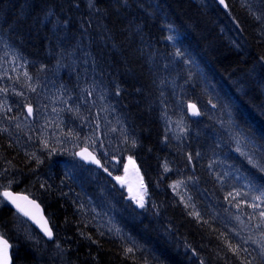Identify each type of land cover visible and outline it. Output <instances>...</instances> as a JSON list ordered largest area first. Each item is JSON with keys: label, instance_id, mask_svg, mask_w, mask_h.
<instances>
[{"label": "trees", "instance_id": "1", "mask_svg": "<svg viewBox=\"0 0 264 264\" xmlns=\"http://www.w3.org/2000/svg\"><path fill=\"white\" fill-rule=\"evenodd\" d=\"M106 1L92 0L95 6L90 7L92 20L89 25L82 27L70 23L64 38L59 25L67 24L64 18L68 14L80 13L85 4L89 7L84 0H0V38L19 57L32 62L27 72H33L35 66L44 70L50 68L52 59L56 61V54H63L70 47L71 51L86 47V38L94 37L100 42L105 33L114 38L120 50L111 49L110 52L120 63V75L113 74L112 78L119 79L118 99H123L119 104L127 126H132L131 134L137 136V146L129 153L141 171L147 193L144 207H140L131 205L122 191L116 192L114 204L121 234L109 236L103 228L84 223L75 214L76 210L81 211L76 207L82 198L77 202L71 200L67 191L60 192L62 188L57 179H51L55 165L56 170L62 171L59 164H51L52 170L43 168L45 175L38 169L41 167V162L37 161H40L41 148L34 146L28 150L32 145L28 141L22 146L16 144V151L11 143L0 139V175L10 174L14 180L13 183L8 182L9 179L0 182V191L7 190L2 189L6 184L11 190L40 202L52 230H56L64 245L57 253L52 250V243L42 239L47 243V252L43 249L46 254L41 256L43 264L62 262L58 258H64L67 264H243L245 259L252 264H264L260 248L264 244V218L259 216V212L264 211V198L253 199L264 190V171L252 167L239 156L234 144L223 139V131L214 122L191 119L186 112V105L194 102L202 108L215 105L223 115L230 114L238 131L253 143L248 153L257 165L264 167V94L254 95L257 84L264 89V0H261L256 19L242 15L236 23L231 19L236 0H226L229 12L221 10L212 1L205 2L210 9L195 0H159L161 5L157 0H127L126 4L120 0L117 5L104 6L102 2ZM140 3H148V9H142ZM111 13L114 17L109 20ZM219 22L241 38L246 33L249 38V32L251 36L252 32L260 33L261 28L263 34L260 33V39L252 36L254 39L243 48L245 54H231L222 46ZM125 27L141 32L153 31L151 37H145L151 48L145 50L141 46V63L134 53L133 37L138 38V33L132 37V31ZM173 27L182 36L180 48L163 42L166 28ZM145 38H139L138 42ZM94 48L88 49L97 54ZM90 52L85 56L90 58ZM103 68L105 72L107 64ZM192 70L195 72L191 80H198L197 84L189 83ZM71 73L76 75V69ZM201 75L207 86L200 81ZM22 76L24 74L19 77L22 79ZM123 76L125 78H121ZM8 79L4 76L1 81L10 83ZM171 83L174 89L170 87ZM17 85L13 89H18ZM195 91L200 95L194 94ZM182 100L187 102L183 138L176 135L173 125L166 126L163 122L174 118L176 102ZM14 109L18 111L16 107ZM135 123L138 124L134 127ZM44 141L49 144L47 138ZM50 149L53 152L51 146ZM178 182L186 187L184 196L176 195L172 189ZM62 186L63 189L70 188L68 184ZM251 204L259 207H250ZM193 211L199 215L195 217ZM151 216L159 221L148 228L146 224ZM12 217L17 215L6 205H0V234L12 243L15 264H20V255L26 257L37 251H25L14 241L22 238V232L11 230ZM237 217L244 219L240 225ZM247 225L253 233L252 243H257L260 248L258 251L242 236L244 230L241 228ZM158 226L163 228V233L156 228ZM26 232L33 234L27 226ZM153 237H156L155 242ZM171 239L184 245L189 243L187 247L190 246L191 251L196 246L200 253L192 258L179 254L177 257L173 255L174 249L161 244L169 240L175 248ZM229 244L240 246L238 254L228 247Z\"/></svg>", "mask_w": 264, "mask_h": 264}, {"label": "rangeland", "instance_id": "2", "mask_svg": "<svg viewBox=\"0 0 264 264\" xmlns=\"http://www.w3.org/2000/svg\"><path fill=\"white\" fill-rule=\"evenodd\" d=\"M208 1L209 0H203L204 3ZM244 1H249L248 3L250 5L246 2L249 5V8H252L254 5L258 6L259 4L257 0ZM84 2L89 5V0H84ZM259 11L260 9L258 8L257 12ZM74 15H77V13ZM113 15L114 13H111L110 16L114 17ZM65 21H67V24L59 25V27L63 30L64 38H66V29L70 26L68 20L66 19ZM52 28L55 30L54 27ZM125 29L131 30L132 32L130 34L133 35H136L138 33V38L136 36L133 37V39H135L136 47L134 53L138 57L139 63H141V48H138V46L146 40L145 37H147V33H153V31L150 30L147 32H141L140 30L138 31V29H131L129 27H125ZM261 32L263 33V30H261ZM233 36L234 35L231 36L230 34L228 38H233ZM141 37L145 39L138 42V39ZM100 40V42L96 41V46L98 47L99 53L90 54V58L85 56V53L87 52L86 47H82L80 50H77L76 47L75 49H72V51L70 47L66 49L63 54L55 55L56 61L52 59L49 69L44 70L39 66H35L32 68L33 72H27V65L28 63L31 64L32 62L26 61L22 57H19L15 53V51L9 45H7L3 39L0 38V73L7 69H12L11 73L6 72V77L10 76V78L8 79L10 83H6L0 80V130L2 132L4 131L5 133L7 132V137L9 136L8 138L10 139L9 142H11L12 147L16 151L17 145L22 146L24 144H28V141H30L32 145L28 150L33 149L34 146H37L38 148L43 147L42 145L47 147L51 146L53 148V153L58 152L57 156H65L64 158L62 157V160H66V165H64L66 168L61 165V169L64 168V170H62L60 174H68L66 176L70 179L69 183L71 185L68 184V186H71V189L69 188V190L68 187L63 189L62 183L58 181L60 179V176L55 174L58 173L56 172V170L54 171V173H51V175H53L51 176V178L54 177L55 180L59 178L56 181L59 187L62 188L60 192L63 194L67 191L69 193L68 195L71 196V200H76L77 202V200L82 197V200L79 204L77 203L78 206L76 207L78 210H80L81 208V211L78 212L76 210L75 214L79 216L81 220L84 221V223L90 222L94 223L96 227H107L110 229L118 230L119 227L115 220L117 209L114 204V197L116 196L115 194H117L116 192L122 191L123 193H125L126 197L130 200L131 205L133 206H140L141 202L144 204V202L146 201L147 193L146 191L139 188V184L135 181V174L129 172V166L132 165L133 161L129 152L136 148L137 136L132 135L129 131L130 126H127V120L124 118V113L120 104L118 103L119 99L117 98L119 95L118 93L121 91V87L118 83H116V81H107L103 76V67L106 64L108 66V69L106 70L107 73L120 75V73H118L120 69V63L113 57L110 52L111 49H116V43L114 42V38L106 33L102 36V38H100ZM86 41L93 42L91 37L86 38ZM232 43H229V45L234 49V45ZM15 65H22L25 67V73L24 76H22L24 85L22 86L19 84V79L18 81L15 80V72L17 70V68L13 69L16 67ZM73 69H76V75L71 73ZM188 69L190 70L191 67ZM45 71L49 72V74H47L46 76L41 75V77L39 74H42ZM194 72L195 70H192L191 75H189V83L191 84H197L199 82L198 80L196 82H193L191 80ZM249 76L248 79H250ZM200 81L205 86H207V84H205L206 81L202 79V75L200 76ZM107 82H109L110 85ZM16 83L18 84L17 87L21 96H25L27 93H29L28 88L33 93L34 101L32 102V117H26V114L21 112V110H25V107L23 105H19L17 98H15L12 93V91L14 90L13 86H15ZM108 86L110 87V89ZM170 87L172 89L175 88L173 83L170 84ZM86 90L90 92L86 93ZM194 93L200 95L199 92L195 91ZM9 94H11V96ZM203 94L209 98L208 94ZM258 97H260V93L258 94ZM184 99L185 98H183V100ZM183 100L176 102L175 114L173 115L174 118L164 119L163 122L166 124V126L170 124V126L173 125L174 128L182 130L184 135L186 126L183 121L186 118L185 104L187 102H184ZM256 106L258 107V105ZM14 107H16L18 111H15ZM61 113L62 116L70 115L76 117L77 120H79L76 123V128H79L81 130L71 127V118L68 117L63 120L61 118ZM202 114L204 116V113ZM226 116L228 118L227 122H224V124L221 123L220 125L221 129H223V139H226L228 142H230V145L234 144L235 149L241 155L248 156L247 151H249L251 147L253 148V143L246 139L244 136H238V131L236 127H234L233 120L229 118L230 114ZM205 119L207 121H212L215 123L216 120L219 121L218 119H223V113H221L220 116L217 113H206ZM76 130H79L78 135H75L73 133V131L75 132ZM15 134L17 137L15 136ZM88 136H90L89 139L93 141V145H91V148L88 146V143L84 144L81 141V138ZM11 138H13V141L11 140ZM44 138H47V141H49V145L45 143ZM15 140L18 142H16ZM40 145L41 147H39ZM47 147L43 148L46 149ZM103 150L105 151L101 153ZM18 152L21 151L18 150ZM81 154L82 159L80 158ZM89 154L93 155L95 159L100 161V164H95V166L90 165V161H87L85 158H83L84 156ZM68 161L69 166L67 165ZM105 169H107V171H105ZM75 171L79 174L75 173ZM109 173H111V175H109ZM71 175L72 178H70ZM75 176H77L76 179ZM81 176L83 177V179ZM116 177H120V180H117ZM7 179H9L8 182H14L10 174L6 173L0 175L1 184L7 182ZM17 182L19 183L20 181L18 180ZM79 182L81 185L79 184ZM85 182L86 184L90 183V185L84 186ZM3 186L4 187H2V189H10V187H8L9 185L4 184ZM73 187L74 191L72 189ZM185 188L186 187L183 183L178 182L176 184V188L172 189L176 195L184 196ZM1 193L2 191H0V205H5V202L1 197ZM64 198L67 199L66 197ZM262 220L264 221V219ZM15 221H18L16 222V226H14ZM10 225L11 230L15 231L21 229L22 241L24 243L21 244V242H18V245L21 249L25 248V251H37V253H30V256L26 257L20 255V264H43L41 256H45L47 252V246L45 245L47 243H44V241L40 239L41 236H38L37 233H35L32 228L19 217H12ZM26 226L33 232L32 235H28V233L26 232ZM146 226L150 228L152 227V224H146ZM158 229L163 233V228ZM54 232L58 237H60L56 230ZM108 235L114 236L113 233H110ZM152 240L155 242L156 237H153ZM172 243L175 245L176 249L173 245L170 244L169 240L168 242L166 241L165 243L161 244H166V246L170 247V249L174 248L173 255L177 257L178 254H182L183 256L190 258L193 257L191 255L190 248L186 247L187 245H184L183 242L176 243L175 240H172ZM252 245L253 247L257 248V251L260 250L257 243H252ZM43 249H45L46 252ZM52 250H54V247L52 248ZM55 251L59 252L60 250L58 248H55ZM178 251H182L183 253H178ZM45 261L47 263V260ZM58 261H62L58 264H67L65 263L64 258H58Z\"/></svg>", "mask_w": 264, "mask_h": 264}, {"label": "bare ground", "instance_id": "3", "mask_svg": "<svg viewBox=\"0 0 264 264\" xmlns=\"http://www.w3.org/2000/svg\"><path fill=\"white\" fill-rule=\"evenodd\" d=\"M124 0H122V2H123ZM209 1H212V3H214V5H217L221 10H223V11H225V12H229V6H228V3H227V1L226 0H224V6L220 3V0H209ZM142 2V1H141ZM195 2L197 3V4H199V5H201L202 7H204V8H206V9H210L209 8V6H208V4H206V3H204L203 2V0H195ZM236 4L234 5V17H232L231 19L233 20V23H235L236 21H239L238 19V16H242V15H249V16H252L253 18H257V11H258V8L259 9H261V0H257V2L259 3L258 4V6L257 5H254L252 8H249V1L246 3L244 0H236ZM256 2V1H255ZM256 2V3H257ZM120 3V0H108V1H106V2H102V4L105 6V5H110V6H114L115 4L117 5V4H119ZM158 3L160 4V1L158 0ZM255 3V4H256ZM161 5V4H160ZM140 6H141V8L142 9H148V4L147 3H140ZM92 10H90V7H88V6H86V4L84 5V7L82 8V10L80 11V13H78L77 15H73V13H71V14H68L64 19L66 20H68V23H76L77 25H79V26H82V27H86L87 25H89V23L91 22V18H92V16H91V12ZM94 13H96V14H100L99 12H94ZM112 17L110 16V18H109V20L111 19ZM48 20H50V17H48L47 18ZM261 22V21H260ZM260 24V23H259ZM218 26H219V31L223 34V39H222V46H224V47H226L227 48V50H229V52H231V54H245L244 53V51H243V48H244V46L246 45V44H248V43H250V41L251 40H253L254 38H252V36L253 37H259L260 36V33H262L261 32V30H262V28H261V24H260V28H261V30H260V33H258V32H256V34L254 33V32H252V36H251V34H250V32L248 33L249 34V38L247 37V35L245 34V36L244 37H239L237 34H234V32H232V31H230L227 27H223L222 26V24L219 22V24H218ZM152 34L153 33H151V32H148L147 33V38L148 37H151L152 36ZM165 34H166V40H164L163 42H164V44H165V42H167L169 45H171V46H174V47H178V48H180L179 47V41L182 39V36H181V34L179 33V31L176 29V28H166V32H165ZM231 34V36L232 35H234L233 36V38H228L229 37V35ZM263 34V33H262ZM123 35V34H122ZM132 37L134 36L133 34H130ZM226 35H227V38H226ZM172 36H175L176 38H177V41L174 43V42H172V40H171V37ZM262 36V35H261ZM92 38V41L93 42H87L86 43V48L88 49V48H91V47H93V46H95V49H96V51H97V54L99 53L98 52V47L96 46V40L94 39V37H91ZM147 38H146V40L142 43V44H140L139 46H138V48H141V46H144V47H142L143 49H145V50H149L150 48H151V46L149 45L150 44V42L149 41H147ZM248 38V39H247ZM259 39H260V37H259ZM224 40V41H223ZM233 42H231V41ZM232 43L233 45H234V49L233 48H231V46L229 45V43ZM254 42V41H253ZM256 43V42H255ZM145 45H148V46H145ZM141 48V49H142ZM123 49V48H122ZM92 50V49H91ZM115 50H120L119 49V46H117V44H116V49ZM87 51V50H86ZM89 52H90V49L88 50ZM87 51V54L89 53ZM94 51V50H93ZM90 53H92V54H94V52H90ZM89 55V54H88ZM26 61H28V60H26ZM16 67L15 68H13V69H16L17 68V70H16V72H15V75H16V79L15 80H17L18 81V79H19V81L21 82L20 83V85L22 86V85H24V82H23V80L19 77L20 75H22V74H24L25 73V67L24 66H20V65H15ZM28 66H29V63H28V65H27V68H28ZM49 69V68H48ZM11 70L12 69H7V70H5V71H3L2 73H0V80L4 77V76H6V72H10L11 73ZM47 74H49V72H47V71H45L44 73H42L41 75L42 76H46ZM104 74L106 75V77H105V79L107 80V81H116V83H118V81H119V79H114V78H112V75H113V73H107L106 71L104 72ZM236 74V73H235ZM19 75V76H18ZM40 75V74H39ZM40 75V76H41ZM41 76V77H42ZM8 78H10V76L8 77ZM121 78H125L124 76L123 77H121ZM89 79V78H88ZM104 79V80H105ZM76 80H78V79H76ZM90 80V79H89ZM102 80V79H101ZM100 81V80H99ZM98 81V82H99ZM95 82V81H94ZM97 83V82H96ZM100 83V82H99ZM107 83H109V82H107ZM119 84V83H118ZM117 84V85H118ZM105 85H106V83H105ZM109 85H110V83H109ZM116 85V84H115ZM112 86V85H111ZM109 87V86H108ZM121 87V86H120ZM119 87V88H120ZM135 87V86H134ZM115 88H117V87H115ZM136 88V87H135ZM109 89H110V87H109ZM124 89V88H123ZM264 89L262 88V86L261 85H259V84H257L256 86H255V90H254V95L256 96V94H257V92H258V94L260 93V95H263L264 94V91H263ZM119 91V90H118ZM28 92L29 93H27L25 96H21L20 94H19V90L18 89H14L13 91H12V93H13V95L15 96V98H17V100H18V102H19V105L20 106H24L25 107V110L24 111H22L21 110V112L22 113H24V114H26L25 116L26 117H32V115H33V111L31 112V114H29V112H28V109H29V107H31L32 108V102L34 101L33 100V93L29 90V88H28ZM88 92H90V91H88V90H86V93H88ZM110 92V91H109ZM133 92H135V91H133ZM132 92V93H133ZM112 93V92H111ZM262 93V94H261ZM108 94V93H107ZM115 94V93H114ZM195 94V93H194ZM10 96H11V94H9ZM110 95V94H109ZM41 96V95H40ZM114 96V95H113ZM121 98V97H120ZM129 98H130V96H129ZM133 98V97H132ZM111 99H113V98H111ZM116 99V98H115ZM118 99V98H117ZM116 99V100H117ZM126 99V98H125ZM124 99V100H125ZM120 100H123L122 98L120 99ZM119 100V101H120ZM129 100V99H128ZM128 100H126L127 102H128ZM132 99H130V101H131ZM159 100V99H158ZM162 101V100H161ZM161 101H159V103L161 102ZM121 102V101H120ZM14 103V102H13ZM117 103V102H116ZM119 103V102H118ZM125 103V102H124ZM123 103V104H124ZM158 103V102H157ZM127 104V103H126ZM196 105V110L199 112V115H193V109L192 108H190L189 106L190 105ZM129 105L131 106V104L129 103ZM128 105V106H129ZM141 105V104H140ZM166 104H164L163 106H165ZM119 106V105H118ZM123 106V105H122ZM139 106V105H138ZM137 106V107H138ZM173 106V105H172ZM201 109H200V108ZM175 108V107H174ZM164 109V108H163ZM162 109V110H163ZM20 110V109H19ZM120 110H121V108H120ZM119 110V111H120ZM123 111V110H122ZM171 111V110H170ZM126 112V111H125ZM186 112L188 113V115H189V117L191 118V119H194V120H198V119H202V120H206L205 119V114L206 113H208V114H213V113H217V114H219V116L221 115V113H220V109L219 108H217L215 105H206L205 107H201L200 105H197V104H195L194 102H190V103H188L187 105H186ZM202 113H204V116H203V114ZM111 114V113H110ZM227 115H228V113H227ZM68 117H70L71 118V120H70V126L71 127H74V128H76V123L79 121V120H77V118L76 117H74V116H70V115H63L62 116V113H61V118L64 120L65 118H68ZM113 117V116H112ZM229 118H231L232 119V117L230 116ZM227 116H226V113H225V115H223V119H218L219 121H217L216 120V122H215V124L217 125V127L220 129V130H222L223 131V129H221V127H220V125H221V123L222 124H224V122L226 123L227 122ZM132 122V121H131ZM138 122V121H137ZM139 123V122H138ZM137 123V124H138ZM128 124V123H127ZM136 123H135V125H134V127L137 125ZM233 124H234V127H236V129H237V126H236V124H235V122L233 121ZM66 126H69V125H66ZM140 126V125H139ZM132 127V126H131ZM130 127V128H131ZM129 128V127H128ZM76 129H79V128H76ZM79 130H81V129H79ZM79 130L77 131H73V133L75 134V135H78L79 134ZM115 130V129H114ZM7 131V130H6ZM129 131H131V129L129 130ZM128 131V132H129ZM133 131H134V129H133ZM237 131H238V129H237ZM14 132V131H13ZM132 132V131H131ZM175 132H176V135L177 136H180V137H184V135H183V132H182V130H179V129H176L175 130ZM137 133V132H136ZM238 136H243L239 131H238ZM15 136H16V134H15ZM9 137V136H8ZM7 137V132L5 133L4 131L2 132L1 130H0V139L1 140H3V141H5V140H7L8 141V143H11V142H9L10 141V139ZM10 137H12V136H10ZM17 137V136H16ZM19 137V136H18ZM89 137L90 136H88V137H83V138H81V141L85 144V143H88L89 145V147L91 148V145H93V141H91V139H89ZM123 137V136H122ZM131 137V136H130ZM134 137V136H133ZM14 138V137H13ZM13 138H11V140L13 139ZM129 139V138H128ZM131 139V138H130ZM125 140V139H124ZM123 140V141H124ZM127 140V139H126ZM132 140V139H131ZM131 140H128V141H131ZM135 140H136V138H135ZM13 141V140H12ZM16 141V140H15ZM133 141V140H132ZM16 142H18V141H16ZM137 142V141H136ZM14 143V142H13ZM12 143V144H13ZM135 143V142H134ZM133 143V144H134ZM126 144H127V142H126ZM46 145V144H45ZM47 145H49V144H47ZM131 145V144H130ZM8 146H10V145H8ZM43 147H47V146H44V145H42ZM39 147H41V145L39 146ZM43 147H41V153H40V161L39 160H37L38 162H41V164L39 165V166H41V167H39L37 164V166L39 167H37L38 169H39V172H42L43 171V168H45V167H47V168H50V170H52L53 169V167H52V165L51 164H56L57 163V165L59 164L60 165V169H61V165H63V167H65L64 165H66V160H62V157H60V156H57V154L56 153H53L52 152V150L50 149V146H48L46 149H44ZM124 147V146H123ZM126 147V146H125ZM130 147V146H129ZM132 147V146H131ZM42 149H44V150H42ZM105 150H103L101 153H103ZM236 151V153L239 155V156H241V157H243L244 159H246L247 161H248V163L252 166V167H254V168H256V169H259V170H261V167L259 166V165H257L255 162H254V160L252 159V157L250 156V154L248 153V151H247V154H248V156H244V155H241L237 150H235ZM47 154H50V157L49 156H47ZM64 155V154H63ZM65 157V156H64ZM63 157V158H64ZM39 158V157H38ZM32 159H33V157H32ZM50 160H51V162H50ZM63 162V163H62ZM71 162V161H70ZM29 163H30V161H29ZM36 163V162H35ZM100 164V163H99ZM68 166H69V161H68V164H67ZM73 166V165H72ZM155 166V165H154ZM55 167H56V165H55ZM55 167H54V169H53V171H55L56 169H55ZM10 169L12 168L11 166L9 167ZM59 168V167H58ZM66 168V167H65ZM152 168V167H151ZM156 169H157V167H155ZM37 169V170H38ZM74 169V168H73ZM153 169H154V167H153ZM45 170V169H44ZM62 170H64V168L62 169ZM70 170H71V168H70ZM76 170V169H75ZM79 170V169H78ZM49 171V170H48ZM47 171V172H48ZM68 171V170H67ZM83 171V170H82ZM85 171V170H84ZM93 171V170H92ZM56 172H58V173H55V174H57V175H59L60 176V179L59 178H57V180L58 181H60V183H62V184H65V185H67V184H70V183H68V182H70L69 180V177H67L66 175H68V174H66V175H63V174H60V172H59V170H56ZM42 173H44L45 174V172H42ZM49 173V172H48ZM51 173V172H50ZM54 173V172H53ZM64 173H65V171H64ZM73 173V172H72ZM71 173V174H72ZM75 173H78V172H76L75 171ZM85 173V172H84ZM98 173V172H97ZM100 173V172H99ZM103 173V172H102ZM79 174V173H78ZM77 174V175H78ZM94 174H95V172H94ZM46 175V174H45ZM89 175V174H88ZM51 176H53V175H51ZM58 176V177H59ZM85 176H86V174H85ZM93 176V175H92ZM99 176H100V174H99ZM50 177V176H49ZM57 177V176H56ZM76 177L77 176H75V179H76ZM82 177V176H81ZM101 177H102V175H101ZM52 178H54V177H52ZM51 178V179H52ZM70 178H72V175H71V177ZM78 178H80V177H78ZM77 178V179H78ZM92 178V177H91ZM90 178V179H91ZM96 178V177H95ZM82 179H83V177H82ZM81 179V180H82ZM100 179V178H99ZM101 180H103V179H101ZM74 181V180H73ZM85 181V180H84ZM90 181V180H89ZM94 181V180H93ZM97 181V180H96ZM88 182V181H87ZM72 183V182H71ZM75 183H76V181H75ZM74 184V183H73ZM78 184V183H77ZM79 184H80V182H79ZM78 184V185H79ZM85 184H86V182H85ZM84 184V186H86ZM89 185H90V183H88ZM87 184V185H88ZM94 184V183H93ZM101 184V183H100ZM102 184H104V183H102ZM71 185V184H70ZM76 185V184H75ZM81 185V184H80ZM79 185V186H80ZM77 186V185H76ZM101 186V185H100ZM75 187V186H74ZM74 187L72 188L73 189V191H74ZM97 187H98V185H97ZM70 189H71V186H70ZM69 189V190H70ZM186 189V188H185ZM4 191H7V190H4ZM157 191V190H156ZM155 191V192H156ZM22 193V192H21ZM78 193V192H77ZM118 194H120V193H118ZM163 194V193H162ZM79 195V194H78ZM158 195V194H157ZM156 195V196H157ZM161 195V194H160ZM165 195V194H164ZM119 196H121V194L119 195ZM159 196V195H158ZM81 197V196H80ZM161 197V196H160ZM163 197V196H162ZM82 198V197H81ZM160 202V201H159ZM162 202V201H161ZM127 203V202H126ZM162 204H164V203H162ZM40 205V204H39ZM160 205V204H159ZM167 205V204H166ZM41 207H42V205H40ZM162 206V205H161ZM42 209H43V207H42ZM43 211H44V209H43ZM168 211V210H167ZM181 211V210H180ZM195 211H193V213H194ZM196 213V212H195ZM194 213V214H195ZM170 214V213H169ZM180 214V213H179ZM190 214H192V212L190 213ZM194 214H192V215H194ZM44 215H45V212H44ZM150 215V214H149ZM202 215V214H201ZM145 216V215H144ZM176 216H178V214H176ZM195 217H197V215H194ZM164 217H166V216H164ZM173 217H174V215H173ZM148 218V217H147ZM169 219V221H170V217H168ZM181 218V217H180ZM187 218V217H186ZM200 218V217H199ZM198 218V219H199ZM23 219H24V221H25V223H27V224H29L34 230H35V228H34V226H32V224L28 221V220H26L24 217H23ZM185 219V218H184ZM189 219H191L190 217H189ZM205 219H207V216L205 217ZM116 220V223H117V225H118V227H119V222L117 221V219H115ZM158 219H156V218H153V216H151V217H149V223L148 224H152V225H156V224H158L157 222L159 221H157ZM175 220V219H174ZM187 220V219H186ZM169 221H168V223H169ZM242 221H244V219L243 218H239V220H237V223L240 225L241 224V222ZM148 222V221H147ZM161 222V221H160ZM166 221H164V223H165ZM172 222L174 223V221H173V219H172ZM171 223V222H170ZM163 224V223H162ZM175 224V223H174ZM164 225V224H163ZM169 225H171V224H169ZM162 226V225H161ZM160 226V227H161ZM172 226H173V224H172ZM152 227H154V226H152ZM164 227V226H163ZM170 227V226H169ZM156 228H159V226L158 227H156ZM170 228H172V227H170ZM177 228V227H176ZM179 228V227H178ZM241 229H243L244 231H241L242 232V236L243 237H245L246 239H247V242H250V243H252V237H251V234H253L252 233V230H251V228H250V226H245L244 228H241ZM50 230H51V232H52V236L51 237H48L49 239H47V238H45L44 236H41V238L40 239H44V240H46L47 242H50V243H52L53 244V246H54V249L55 248H58L59 250L60 249H62L63 250V247H64V245H63V243L59 240V237L57 236V234L52 230V228H50ZM103 230L107 233V234H110V233H115V234H121V230L120 229H118V230H115V229H110V228H107V227H105V228H103ZM20 232H21V229H20ZM37 235L39 236V233H37ZM250 235V236H249ZM39 238V237H38ZM6 241H9L8 239H5ZM14 241H16V242H19V241H22V238H20V239H14ZM20 243V242H19ZM189 244V243H188ZM188 244H187V246H188ZM165 246H166V244H165ZM186 246V247H187ZM17 247V246H16ZM189 248H190V246H189ZM261 248V247H260ZM171 249H174V248H171ZM190 251H191V248H190ZM61 252V251H60ZM58 253V252H57ZM178 253H183L182 251H178ZM200 253V250L196 247V246H194V248H193V250L191 251V255L192 256H194V255H198ZM62 253H60L59 255H61ZM63 255V254H62ZM64 255H67V254H64ZM179 255H182V254H179ZM12 264H15V261H14V259H12Z\"/></svg>", "mask_w": 264, "mask_h": 264}, {"label": "water", "instance_id": "4", "mask_svg": "<svg viewBox=\"0 0 264 264\" xmlns=\"http://www.w3.org/2000/svg\"><path fill=\"white\" fill-rule=\"evenodd\" d=\"M222 5L224 6L225 4L223 3ZM129 172L135 174L136 180L139 181L140 174L135 165L132 164L129 166ZM7 192L12 193V198L16 200V203H13L11 199L5 198L2 193L3 198L5 199L7 204L11 207V209L14 210L20 216L24 217L26 220H28L42 236L49 239L48 238L49 236L45 233L44 229L45 227L50 229L51 228L50 223L48 222L46 216L44 215V211L42 207L39 205V203L28 197L26 194L14 193L12 191H7ZM25 197L27 199H24ZM3 241H5V239L0 237V249L3 248V243H2ZM7 245H8L7 246L8 264H12V256H11L12 246L8 243V241H7ZM0 264H3L2 257H0Z\"/></svg>", "mask_w": 264, "mask_h": 264}, {"label": "snow or ice", "instance_id": "5", "mask_svg": "<svg viewBox=\"0 0 264 264\" xmlns=\"http://www.w3.org/2000/svg\"><path fill=\"white\" fill-rule=\"evenodd\" d=\"M124 3L126 4L127 0H124ZM220 3L223 4L224 0H220ZM94 6L95 5L93 4L92 0H89V7H94ZM65 23H67V21H65ZM189 107L193 109V115H199V112L196 110V105L193 104V105H190ZM28 112H29V114H31V112H32V108L31 107H29ZM83 158H85V159H89L90 158L92 160V162H94L96 164L100 163V161L96 160L94 156H91V154H89L87 157H83ZM261 170L264 171V167H262ZM105 171H107V169H105ZM109 175H111V173H109ZM116 179L120 180V177H116ZM3 195H4L5 198L11 199L13 203H16V200L12 198V193L6 191V192L3 193ZM228 195L232 196V193H229ZM236 195H240V193H236ZM262 198H264V190H261V193H260L259 196L253 197L254 200H261ZM24 199H27V198L25 197ZM226 199H227V197H226ZM249 206L253 207V208L259 207V205H256V204H251ZM140 207H144V204L142 202L140 204ZM25 214H27V213H25ZM196 215L198 216L199 213H196ZM259 216L264 218V211H260L259 212ZM237 219L239 220V217H237ZM45 224H46V222H45ZM44 230H45V233L49 237L52 236V232H51L50 229L45 227ZM2 243H3V248L0 249V257L3 258V264H8V254H7V246L8 245H7V241L5 240ZM228 247L231 248L234 251L235 254H238V252L240 250V246L239 245L233 247V245L229 244ZM128 251L131 252L132 249H128ZM261 255H264V244L261 245ZM243 264H252V261H248L247 259H245V261H243Z\"/></svg>", "mask_w": 264, "mask_h": 264}]
</instances>
